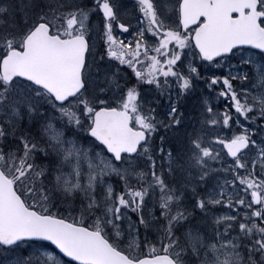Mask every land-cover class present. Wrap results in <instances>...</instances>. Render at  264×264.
<instances>
[{"label": "rangeland", "instance_id": "obj_1", "mask_svg": "<svg viewBox=\"0 0 264 264\" xmlns=\"http://www.w3.org/2000/svg\"><path fill=\"white\" fill-rule=\"evenodd\" d=\"M90 1L0 0V60L12 42L20 40L19 36L23 31L33 28L41 20L47 21L53 30L61 33H66L69 27L76 23L86 30L87 26L84 24L87 23ZM260 2V8L264 11V0ZM141 6L143 4L139 0H126L119 5V13H122L126 22L133 21V25L142 24L143 20L139 17V10L143 9ZM176 6L177 0H155L152 7L161 13L160 17L165 19L168 29L172 31L179 30L178 21L174 19ZM172 11L174 18L171 17ZM92 29V49L84 72L86 89L78 101L83 105L80 120H87L90 112L92 114L98 106H113L119 103L109 89L116 91L118 87L122 72L121 60H106L109 57L107 44L99 42L101 26L97 22ZM138 29L143 32L144 26H138ZM19 33L20 35H17ZM146 42H149V39H146ZM189 54L190 60L175 62L176 70L180 74L179 79L171 67L166 69L167 76H163L165 82H172L175 98L173 108H176V111L172 108L162 111L158 109L153 123L140 112H136L135 124L147 127L151 134L150 144L136 158L126 160L122 164H116L101 147L87 140L85 132L88 128L85 131L83 125H76L75 121L70 124L67 122L64 114H70L77 108L74 105L55 108L42 92L36 91L22 80H17L6 88L2 87L0 164L19 179L21 171L36 169V159L41 162L37 169H46L49 160L45 157L50 159L54 156V181L47 185L41 179V182H37L40 186L37 192L33 188H24L23 191L26 194H34L33 199L40 200L38 204L64 215L66 219L94 226L124 252L137 258L140 254H152L160 248L155 246L158 240L155 238L147 241L144 247L139 236L140 223H144L151 232L154 229L159 232L160 218L157 219L154 212L157 198L154 187L148 191L145 187L144 199L135 204L130 200V190L126 186L137 166L145 167L147 172H150L149 167L155 161L158 167L170 170L173 175L177 173L180 187L188 193H194L199 187L201 172L206 171L199 164L198 159L202 157L208 164L209 175L203 182L208 190L204 197L195 199L194 207L201 206L200 216L188 223L185 230L191 250L172 249L171 252L173 256L179 254L176 258L179 264H247L246 257L253 256H249L245 250H257L258 246H251L250 241L258 242V239H249L255 234L253 227L249 234L242 231L244 227L251 225L246 209L249 208L251 214L257 213L255 211L259 210L258 205L255 209L251 206L254 201H258L259 205L264 201V54L242 49L227 60L211 64L195 60L196 54L192 50ZM157 86L158 83L152 87ZM147 101L148 104L153 101L151 93ZM186 103L193 105L194 109L200 107L206 116L219 112V125L203 122L200 124L191 114L190 107L185 110ZM215 103L223 104L216 108ZM44 106L50 109L49 115H53V118L42 112ZM181 116L187 119L183 126L175 131L177 135L180 134L181 139L175 146L169 131L162 130L159 126L157 133L156 127L163 119L174 120ZM2 121L5 122L4 125H1ZM25 121L30 124L36 121L46 122L43 134L49 144L44 153L38 152L35 145L33 155L24 153V158L15 155L20 143H13L3 137L7 126L19 127V124ZM242 134L246 137L252 136L251 145L237 158H230L224 150V144ZM154 139L159 142L153 144L155 148L152 146ZM34 142H37L36 139ZM257 164L263 172L262 176L257 173ZM230 180L236 181L237 186L229 190ZM116 183L124 188L121 194ZM231 197L238 198L235 203L245 209L241 208L240 212L232 213L226 201ZM84 201L88 203L87 210L93 209L89 217L82 216L78 210ZM146 212L150 213L148 218L144 217ZM0 264L71 263L47 245L24 244L9 251L1 249Z\"/></svg>", "mask_w": 264, "mask_h": 264}, {"label": "water", "instance_id": "obj_2", "mask_svg": "<svg viewBox=\"0 0 264 264\" xmlns=\"http://www.w3.org/2000/svg\"><path fill=\"white\" fill-rule=\"evenodd\" d=\"M185 1L190 5L189 17L196 16L192 0ZM208 1L199 0L201 15L207 20L199 29V43H204L200 49L205 60L212 61L229 53L230 48L242 46L264 52V28L260 24L264 13L257 10L258 0H212L213 6H208ZM245 9H249V14L244 13ZM233 13L238 16L231 18ZM212 30V36L206 34ZM86 51L84 37L51 36L49 26L40 23L26 37L23 51L12 49L3 58L1 75L7 83L15 77L31 81L51 94L56 102L64 103L84 87L82 69ZM130 121L126 110L100 108L94 114L89 135L120 161L122 154H135L145 141V134L133 130ZM247 145L246 140L235 141L226 144L225 150L230 156H236ZM24 240L48 242L63 257L78 264H176L167 254L133 261L113 248L99 232L39 215L26 207L13 183L0 169V243L10 246Z\"/></svg>", "mask_w": 264, "mask_h": 264}, {"label": "flooded vegetation", "instance_id": "obj_3", "mask_svg": "<svg viewBox=\"0 0 264 264\" xmlns=\"http://www.w3.org/2000/svg\"><path fill=\"white\" fill-rule=\"evenodd\" d=\"M118 1L123 3L126 0ZM157 13L156 10H150V8L149 10L140 12L144 19V23L142 24L144 26V31L140 32L139 29H136V27L131 24L132 21L126 22L123 20L122 13H119V8L116 13L114 10V13L110 12L108 16L104 15L103 11H101L100 13L92 15L84 31L86 36L90 39L94 32L92 29L93 25L98 22L101 26V30L99 31V42L104 45L107 44V53L109 57L106 58V60L127 61L134 67V73L138 75L152 76L159 70L160 74L166 77L168 65L160 62L156 63L155 60H187L191 50L195 51V60H202L199 53L196 52L197 50H195L193 42L197 29L200 23L203 22V19L194 25L190 19L185 18L186 11L183 13L177 11L176 14L178 15L179 22H181V27L178 31H172L168 29L165 19L160 17L161 13ZM80 32L82 31L80 30ZM146 39H149V42H146ZM97 59L99 60L100 58ZM147 67L149 69H147ZM135 80V84L139 87H144L146 92L153 90L152 86L149 84L140 83L139 77H136ZM157 83L158 87L163 90L164 83L160 80H157ZM242 137L243 135H239L237 138L239 139ZM249 139L252 140V136H250ZM31 172L37 173L39 170ZM257 205L259 208L258 211H255L257 213L252 212L251 214L249 208L246 209L249 213L248 221L251 222V225L250 227L246 226L245 231L249 234L253 227L252 231H254L255 234L249 239H258V242L250 241L251 246H258L257 250H245L249 256H253L252 258L246 257L249 264H264V259H261L264 257V201L261 202L260 205L258 201H254L251 208L255 209ZM240 208L244 207L242 206ZM240 208L234 213H237ZM240 211L241 210H239V212ZM250 216L251 220L254 222L250 220Z\"/></svg>", "mask_w": 264, "mask_h": 264}, {"label": "trees", "instance_id": "obj_4", "mask_svg": "<svg viewBox=\"0 0 264 264\" xmlns=\"http://www.w3.org/2000/svg\"><path fill=\"white\" fill-rule=\"evenodd\" d=\"M3 85L0 77V89ZM80 110L81 108L77 107L73 109L72 113L64 114L69 124L73 120L80 118ZM149 168L150 172H147L148 170L145 168L144 171L133 174L131 180H128L126 188L130 190V200L135 204L144 199L143 192L145 187L147 191L154 187L157 191V209L160 220L162 219L161 236L155 246L160 247L158 250H166L171 254L172 249L190 251L191 246L185 236V230L188 227V223L198 219L199 209H189L187 205H190L192 199L196 198L195 196L198 193H184L183 189L174 180L171 181L165 178L163 168L158 167L157 162L153 161ZM116 184L121 193L124 188L119 183ZM141 243L144 247L146 246L144 240H141ZM176 255L174 254V258L179 256L178 253Z\"/></svg>", "mask_w": 264, "mask_h": 264}, {"label": "bare ground", "instance_id": "obj_5", "mask_svg": "<svg viewBox=\"0 0 264 264\" xmlns=\"http://www.w3.org/2000/svg\"><path fill=\"white\" fill-rule=\"evenodd\" d=\"M18 27L22 28L23 25H18ZM13 37H10V38H13ZM189 107H190L191 114L194 116V118H196L198 120L199 123L200 122L209 123L210 125L216 123V124L219 125V123H218V121L220 120V117H218L219 112L216 113V114L215 113H211L208 116H206V113L203 112L200 107L194 109L193 105L190 106L189 103H186L185 104V110H188ZM42 112L44 114H49L50 113V109L47 106H44L43 109H42ZM48 116L53 118V115H48ZM186 119L187 118H183L182 116L181 117H176L174 120L173 119L172 120H168V118L167 119H163V121L159 122L157 127H156L157 133L159 131V126H160V128L162 130L166 129L167 131H169V136L172 139V141H174L173 143L176 146L177 143L181 142V139L179 137L180 134L177 135V133H175V131H177L178 129H180L183 126V124L185 123ZM45 124H46L45 121H42L41 123H40V121H36L34 124H30L29 122L25 121L23 123H20L19 127L7 126L6 130H5V139H7V140L9 139L11 142L14 143V142H17V141H21V140L25 139L28 136H40V135H43V132L45 131V126H46ZM11 137H12V140H11ZM32 139L34 141L35 139L37 140L38 138H35V139L32 138ZM7 140H6V142H7ZM153 144H159V142L156 139H154V141L152 142V146H153ZM194 144H196V143H194ZM14 154L15 155H19V156L24 158V152L20 148H19V150L17 149V151ZM201 158L202 157H200L198 159L199 160V164L202 165V167L205 168L206 171L205 172H201L199 187H197L196 191L194 192V193L197 192L198 195L195 196L196 198L192 199V201H191V203H190V205L188 207L189 209L193 208L194 210L199 209L201 207V206L194 207L193 203H194L195 199H200V197H204L206 195L207 190H208V187L206 185H203V182H205L207 180V176L209 175V173L207 172L208 164H207V161L204 158H202V159ZM55 163H56V159L53 156V157H51L49 159V162L46 165V169H40L39 173L37 174V177H38V179H40L39 180L40 182H41V179L45 182V184H49L52 181L53 175H54V172H55ZM48 164H50L49 167H48ZM136 169L140 173V172L145 170V167H141L140 165H138ZM256 169H257V173L262 176L263 172H261L260 168H258V164H257ZM163 172H164L163 175L165 176V178L167 180H171V181L174 180L175 183L179 184V182L177 181V177H178L177 173L175 175H173L170 170L165 169V168H163ZM237 176H240V175H237ZM243 181H244L245 184H247V181L245 179ZM235 186H237V182L236 181H233V180L228 181V189L229 190L233 189ZM34 189L37 191L39 189V186L36 185L34 187ZM183 192L184 193H188L185 189H183ZM194 193H191V194H194ZM232 199L233 198L231 197V199L226 200L227 204H228V206H232L234 210H237L238 206L236 204H234V201ZM87 205H88V203L84 201V203L81 204V206L78 209L80 214L82 216H84V217H89V214L93 211V209L91 210V208L87 210L86 209ZM154 212H155L156 218L157 219L160 218L159 217V212H158V209H157V204H155ZM150 213H151V210H150ZM149 214L148 213H144V217L148 218L147 215H149ZM199 216H200V211H199ZM88 222L90 223V221H88ZM161 222H162V219L160 220V227H161ZM143 224L144 223H140V229H139V236H140L141 240H144L145 242H147V241H150L151 239L155 238V239H158L157 241H159V237L161 236L160 227H159V232L157 230H155V229L153 230V232H151L150 228H147Z\"/></svg>", "mask_w": 264, "mask_h": 264}]
</instances>
